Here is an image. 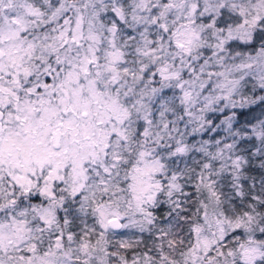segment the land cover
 <instances>
[{"label":"snow or ice","instance_id":"1","mask_svg":"<svg viewBox=\"0 0 264 264\" xmlns=\"http://www.w3.org/2000/svg\"><path fill=\"white\" fill-rule=\"evenodd\" d=\"M0 264H264V0H0Z\"/></svg>","mask_w":264,"mask_h":264}]
</instances>
